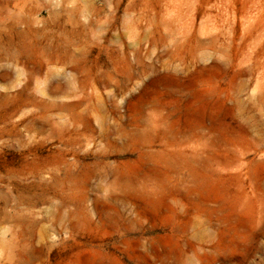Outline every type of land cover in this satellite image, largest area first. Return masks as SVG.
I'll return each instance as SVG.
<instances>
[{
  "label": "rangeland",
  "instance_id": "1",
  "mask_svg": "<svg viewBox=\"0 0 264 264\" xmlns=\"http://www.w3.org/2000/svg\"><path fill=\"white\" fill-rule=\"evenodd\" d=\"M251 1L0 0V264H264Z\"/></svg>",
  "mask_w": 264,
  "mask_h": 264
},
{
  "label": "bare ground",
  "instance_id": "2",
  "mask_svg": "<svg viewBox=\"0 0 264 264\" xmlns=\"http://www.w3.org/2000/svg\"><path fill=\"white\" fill-rule=\"evenodd\" d=\"M249 11H255L254 12V14L255 13H257L258 15H260V16H262L263 15V13H264V0H252L251 1V5H250V7H249V9H248ZM249 13V12H248ZM256 14V15H257ZM255 17V16H254ZM254 17L252 18V20L250 19V18H248V16H247V18L248 19H246V20H232L233 22H240V23H242V24H246V22H254L256 19H254ZM250 19V20H249ZM258 21H260V22H264V20H258L257 19V21L256 22H258Z\"/></svg>",
  "mask_w": 264,
  "mask_h": 264
}]
</instances>
